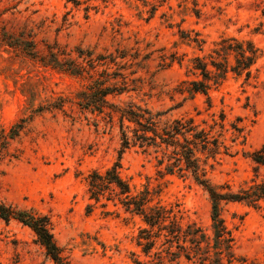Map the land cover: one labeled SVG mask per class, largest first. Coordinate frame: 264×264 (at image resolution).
Masks as SVG:
<instances>
[{"label": "rangeland", "instance_id": "1", "mask_svg": "<svg viewBox=\"0 0 264 264\" xmlns=\"http://www.w3.org/2000/svg\"><path fill=\"white\" fill-rule=\"evenodd\" d=\"M77 1L0 0V201L46 215L66 264H198L157 263L136 245L140 216L89 197L87 175L118 158L121 134L116 116L84 109L79 95L93 83L116 87L110 103L146 106L162 120L210 124L223 111L229 152L219 154L209 178L238 189L255 173L249 154L264 143V0ZM226 36L253 41L261 55L248 79L229 73L211 89L208 107L182 82L195 77L191 59L208 56ZM51 53L84 70L57 66ZM232 123L243 128L235 141ZM155 156L137 146L123 151L119 170L131 192L158 191L154 201L208 229L207 193L189 177L165 173ZM223 217L236 254L264 264L261 212L227 203ZM0 264L56 263L31 228L0 218Z\"/></svg>", "mask_w": 264, "mask_h": 264}, {"label": "trees", "instance_id": "2", "mask_svg": "<svg viewBox=\"0 0 264 264\" xmlns=\"http://www.w3.org/2000/svg\"><path fill=\"white\" fill-rule=\"evenodd\" d=\"M71 1L78 3L77 0ZM78 52L79 55L83 54L81 49ZM260 55L261 49L251 40L221 37L208 56L197 55L191 59L189 71L195 77L183 81L186 85L182 90L190 97L196 93L203 94L208 107H211L209 91L218 87L229 73L248 79ZM50 56L53 63L72 73L81 74L84 70V65L75 59L61 61L56 53ZM120 90L93 83L88 91H82L79 95V104L84 109L105 113L110 121L116 116L121 134L118 158L103 172L92 170L87 175L89 197L95 202L101 198L117 201L125 211L140 216L144 226L138 231L136 245L145 255H152L157 263L184 258L198 264H258L234 251V235L225 223L223 209L227 203H240L260 211L264 218V143L249 154L255 164V173L249 181L236 190L226 182L214 184L209 172L219 154L229 152L224 136L228 129L225 128L223 111H220L218 118L212 115L210 124L204 119L201 123L196 122L192 116L162 120L161 112H153L146 106L132 103L118 106L110 103L107 95L119 93ZM105 108L109 109L105 111ZM231 128V141H235L243 128L235 123H232ZM16 131L14 128L9 136H15ZM134 146L143 151H153L157 165H162L165 173L189 177L202 187L210 202L208 229L195 221L182 222V217L178 215L179 209L167 206L159 199L154 201L158 191L144 187L137 193L131 192L128 181L121 176L119 169L121 154ZM260 168H263L262 174L258 172ZM0 218L5 221L16 219L31 228L47 255L56 264H66L50 231L46 215L17 209L0 201Z\"/></svg>", "mask_w": 264, "mask_h": 264}]
</instances>
